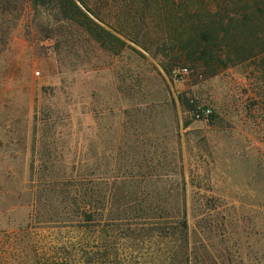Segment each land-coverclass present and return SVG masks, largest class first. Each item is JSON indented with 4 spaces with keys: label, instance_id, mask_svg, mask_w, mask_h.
I'll list each match as a JSON object with an SVG mask.
<instances>
[{
    "label": "rangeland",
    "instance_id": "1",
    "mask_svg": "<svg viewBox=\"0 0 264 264\" xmlns=\"http://www.w3.org/2000/svg\"><path fill=\"white\" fill-rule=\"evenodd\" d=\"M82 1L107 34L0 0V264H264V53L190 57L195 0ZM86 186L98 212L124 198L112 209L140 236L123 256L86 261L62 227ZM178 211L187 243L157 239L158 213Z\"/></svg>",
    "mask_w": 264,
    "mask_h": 264
},
{
    "label": "trees",
    "instance_id": "2",
    "mask_svg": "<svg viewBox=\"0 0 264 264\" xmlns=\"http://www.w3.org/2000/svg\"><path fill=\"white\" fill-rule=\"evenodd\" d=\"M208 2L216 7L213 12L203 10L204 0L193 2L197 9L200 6V10L198 9V13H195L191 19L189 27L188 45L192 53L190 57L196 56L207 64L216 60L220 64L227 65V62L242 63L254 59L257 54L264 53V0H208ZM31 4L37 14L39 13L37 8H42L44 11L51 8L55 11L54 14L47 15L52 18L54 24H65L74 31L95 29L97 35L100 32L107 34L88 16L87 13L90 15L91 13L82 0H31ZM50 4L54 6L49 7ZM48 26V21H39L37 24L41 31L49 30ZM57 32L63 34L61 29ZM218 52H220L218 59H215V54ZM224 54L225 59L222 60L221 55ZM207 120L212 121V115ZM75 192L69 201L64 200V206H67V209L62 211L65 213H61L63 221L61 225L63 228L78 232L80 236L78 244L81 248L79 256L86 261H91L94 256L96 259L104 260L108 255L119 257L123 256L127 250L129 252L130 244L137 242L140 235L134 230L129 231L130 225L128 226L127 223L130 215L126 210L112 209V198L113 204L117 207L124 198L121 196L114 198V195L108 199L103 198V205L98 212L94 209L95 200L87 186L77 188ZM96 217L99 219L96 220ZM98 220L100 221L97 222ZM95 223L111 224L110 226L114 227L111 229L114 235H101L95 229ZM125 225L127 226L124 227ZM154 225L155 228L150 230L155 231L157 239L187 243L189 224L185 211L172 214L159 212ZM95 244H97L96 247ZM95 248L98 251H95ZM75 254L76 252L69 248L63 251V255L67 257L75 256Z\"/></svg>",
    "mask_w": 264,
    "mask_h": 264
},
{
    "label": "built area",
    "instance_id": "3",
    "mask_svg": "<svg viewBox=\"0 0 264 264\" xmlns=\"http://www.w3.org/2000/svg\"><path fill=\"white\" fill-rule=\"evenodd\" d=\"M176 74H178L179 76L187 75L188 69H186V68L178 69ZM211 114H212V112L210 109H196V111L194 112V116L196 118L203 119V120L209 119Z\"/></svg>",
    "mask_w": 264,
    "mask_h": 264
}]
</instances>
